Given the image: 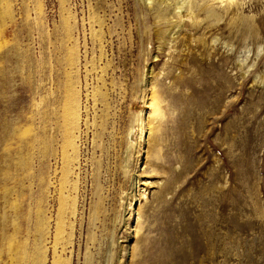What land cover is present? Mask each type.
I'll list each match as a JSON object with an SVG mask.
<instances>
[{
  "label": "rangeland",
  "instance_id": "obj_1",
  "mask_svg": "<svg viewBox=\"0 0 264 264\" xmlns=\"http://www.w3.org/2000/svg\"><path fill=\"white\" fill-rule=\"evenodd\" d=\"M232 1L0 0V264H264V0Z\"/></svg>",
  "mask_w": 264,
  "mask_h": 264
},
{
  "label": "bare ground",
  "instance_id": "obj_2",
  "mask_svg": "<svg viewBox=\"0 0 264 264\" xmlns=\"http://www.w3.org/2000/svg\"><path fill=\"white\" fill-rule=\"evenodd\" d=\"M146 4L153 10L156 9V12L159 15V20L167 16L170 18L174 13L179 14L183 17V20L186 18L188 21L192 22L194 25L197 24L200 20L198 19L197 12L205 11L206 17L217 19L216 8L223 2V0H145ZM229 2V1H228ZM236 2V1H235ZM231 3H234L231 0ZM236 4V3H235ZM234 5V4H233ZM198 10V11H197ZM203 13V12H202ZM176 14V15H177ZM199 15V13H198ZM179 16V17H180ZM174 17V16H173ZM178 18V17H177ZM172 19V18H171ZM186 19V20H187ZM168 20V19H167ZM185 20V22H186ZM166 20H164L165 22ZM178 21V20H177ZM176 21V22H177ZM161 22V21H160ZM171 22H174L173 20ZM170 23V21H169ZM175 23V22H174ZM173 23V24H174ZM184 23V22H183ZM172 24V25H173ZM192 24V25H193ZM166 25V24H165ZM168 25V24H167ZM178 24H174L173 28H178ZM168 34V33H167ZM171 34V32H170ZM173 34V33H172ZM175 33L171 36L174 37ZM179 36V35H178ZM162 38V37H161ZM176 39V38H175ZM162 40V39H161ZM173 40V39H172ZM176 41V40H175ZM167 42V41H166ZM196 42V41H195ZM201 42V41H200ZM174 43V42H172ZM212 61V60H211ZM216 62V61H215ZM75 105V104H74ZM70 110V109H69ZM74 111L73 109L71 112ZM75 112V111H74ZM73 113V112H72ZM78 113V112H77ZM77 117V115H75ZM79 116V115H78ZM72 119L74 116H72ZM79 118V117H78ZM78 118H74L73 121H78ZM79 122V121H78ZM74 123V122H73ZM77 123V122H76ZM74 139V138H73ZM74 142V141H73ZM144 195V194H143Z\"/></svg>",
  "mask_w": 264,
  "mask_h": 264
}]
</instances>
